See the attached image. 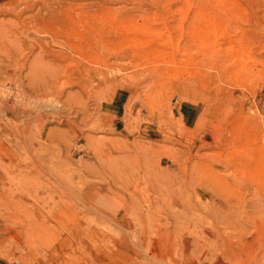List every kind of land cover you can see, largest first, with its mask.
<instances>
[{
    "label": "rangeland",
    "instance_id": "374dc122",
    "mask_svg": "<svg viewBox=\"0 0 264 264\" xmlns=\"http://www.w3.org/2000/svg\"><path fill=\"white\" fill-rule=\"evenodd\" d=\"M0 254L264 264V0H0Z\"/></svg>",
    "mask_w": 264,
    "mask_h": 264
},
{
    "label": "crops",
    "instance_id": "0c3cea01",
    "mask_svg": "<svg viewBox=\"0 0 264 264\" xmlns=\"http://www.w3.org/2000/svg\"><path fill=\"white\" fill-rule=\"evenodd\" d=\"M0 264H16V263L12 262L10 259H8L3 254H0Z\"/></svg>",
    "mask_w": 264,
    "mask_h": 264
}]
</instances>
